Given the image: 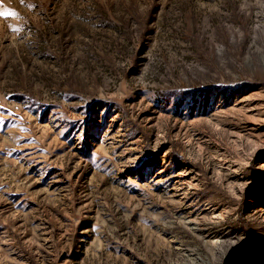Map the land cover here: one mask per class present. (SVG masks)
Returning a JSON list of instances; mask_svg holds the SVG:
<instances>
[{"label": "rangeland", "instance_id": "374dc122", "mask_svg": "<svg viewBox=\"0 0 264 264\" xmlns=\"http://www.w3.org/2000/svg\"><path fill=\"white\" fill-rule=\"evenodd\" d=\"M0 12V264H264V0Z\"/></svg>", "mask_w": 264, "mask_h": 264}, {"label": "snow or ice", "instance_id": "6c2138e0", "mask_svg": "<svg viewBox=\"0 0 264 264\" xmlns=\"http://www.w3.org/2000/svg\"><path fill=\"white\" fill-rule=\"evenodd\" d=\"M15 15V13H11V12H0V16H12Z\"/></svg>", "mask_w": 264, "mask_h": 264}]
</instances>
